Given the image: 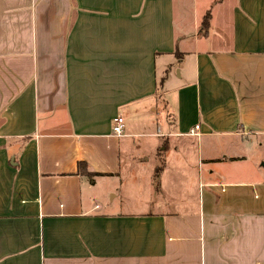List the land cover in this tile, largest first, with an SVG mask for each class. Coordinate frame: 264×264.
<instances>
[{
	"label": "crops",
	"instance_id": "crops-1",
	"mask_svg": "<svg viewBox=\"0 0 264 264\" xmlns=\"http://www.w3.org/2000/svg\"><path fill=\"white\" fill-rule=\"evenodd\" d=\"M254 148L264 0H0V264H264Z\"/></svg>",
	"mask_w": 264,
	"mask_h": 264
},
{
	"label": "rangeland",
	"instance_id": "rangeland-1",
	"mask_svg": "<svg viewBox=\"0 0 264 264\" xmlns=\"http://www.w3.org/2000/svg\"><path fill=\"white\" fill-rule=\"evenodd\" d=\"M215 5H213V6H215ZM213 8H215V7H213ZM221 10H218L215 8L214 9L215 16H217V14H219V15L222 14ZM220 21H221V19L217 17V25H219ZM212 32L214 34V37L209 43V48L210 49H216V48L224 47V45H225L224 40L220 37V35L218 33H216V30L214 28H212ZM253 150L254 151H251V153H250V163L247 162L246 165H249L251 170L261 171V174L259 175V177H260L259 180L263 179V181H264V165H263L264 164V151L259 150L257 148H254ZM139 157H140L139 159H137V158H135V159L129 158L128 159L125 157L123 160L124 171L131 169V167H129V165L140 164V163L144 164L145 157L144 156H139ZM140 171H142V170H140ZM252 178L254 179L255 177H252ZM216 180H221V179H216ZM133 182L141 184V179L138 180L137 178H134ZM129 190H130V188H129ZM136 192L137 191L135 190L133 196H135Z\"/></svg>",
	"mask_w": 264,
	"mask_h": 264
},
{
	"label": "built area",
	"instance_id": "built-area-1",
	"mask_svg": "<svg viewBox=\"0 0 264 264\" xmlns=\"http://www.w3.org/2000/svg\"><path fill=\"white\" fill-rule=\"evenodd\" d=\"M194 129L198 130L199 129V125H195ZM193 131L194 130H192V132ZM113 132L117 136L124 135V120H123L122 117H117V118L114 119Z\"/></svg>",
	"mask_w": 264,
	"mask_h": 264
},
{
	"label": "trees",
	"instance_id": "trees-1",
	"mask_svg": "<svg viewBox=\"0 0 264 264\" xmlns=\"http://www.w3.org/2000/svg\"><path fill=\"white\" fill-rule=\"evenodd\" d=\"M160 170H161V167H157L156 168V171H155V177L158 178L159 177V173H160ZM80 171L88 176H94V175H97L96 173H90L88 172L85 168H83L82 164H81V168H80Z\"/></svg>",
	"mask_w": 264,
	"mask_h": 264
}]
</instances>
